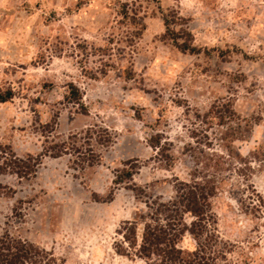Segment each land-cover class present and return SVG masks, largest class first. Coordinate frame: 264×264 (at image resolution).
<instances>
[{"label":"rangeland","instance_id":"1","mask_svg":"<svg viewBox=\"0 0 264 264\" xmlns=\"http://www.w3.org/2000/svg\"><path fill=\"white\" fill-rule=\"evenodd\" d=\"M219 99L252 126L212 199L220 264H264V0H0V146L42 155L30 178L0 174V234L65 264H147L117 251L121 226L189 178L199 150L222 149L197 117ZM70 138L100 160L44 154Z\"/></svg>","mask_w":264,"mask_h":264},{"label":"trees","instance_id":"2","mask_svg":"<svg viewBox=\"0 0 264 264\" xmlns=\"http://www.w3.org/2000/svg\"><path fill=\"white\" fill-rule=\"evenodd\" d=\"M178 46L183 51L197 50L187 42L179 43ZM72 94L77 101L81 100L78 88H73ZM197 117L202 123L219 126L220 136L217 140L221 141L222 149L212 150L209 148L212 143L207 142L209 150L198 151L199 156L194 157L195 161L190 166L189 178L176 177L170 195L148 196L145 200L146 209L121 226L122 240L117 247L120 254L136 256L147 264H220V260L226 258L212 199L219 192L222 174L230 165H234L232 157L241 163L243 157L240 152L233 155L232 149L236 140H243L250 133L251 121L240 116L231 101L223 99L215 101L208 111ZM95 132L89 129L85 136L74 137L79 142L83 139L82 142L89 144ZM107 135L108 138L104 140L110 141V134ZM100 139L98 141L103 143ZM152 139L158 154H163L165 142L156 136ZM77 140L70 138L69 141L53 144L44 154L58 157L71 150L88 165L100 160L91 146L84 147ZM170 158L173 159L171 154L168 156ZM131 162L127 161L125 164L128 166L118 171L115 183L132 180L134 168L129 166ZM41 163L42 155L19 157L0 146V174L8 171L18 177L30 178L36 174ZM242 167L239 166L237 170L242 172ZM3 188L0 182V189ZM139 190L140 193L136 195H143L144 188ZM0 264L65 263L54 252L6 232L0 234Z\"/></svg>","mask_w":264,"mask_h":264}]
</instances>
